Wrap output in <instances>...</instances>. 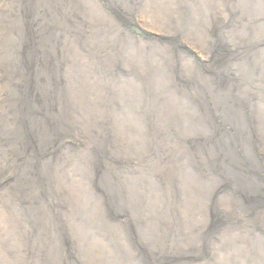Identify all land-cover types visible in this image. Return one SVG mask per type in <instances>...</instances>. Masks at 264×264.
<instances>
[{"label": "rangeland", "instance_id": "374dc122", "mask_svg": "<svg viewBox=\"0 0 264 264\" xmlns=\"http://www.w3.org/2000/svg\"><path fill=\"white\" fill-rule=\"evenodd\" d=\"M54 1L62 11L35 28L54 24L64 29L60 48L65 63L57 94L64 95L72 134L84 140L49 162L51 185L62 195L55 208L58 224L66 228L72 250L66 251L60 235L49 238L54 223L42 216L47 205L38 202L34 214L2 208L0 264H264L261 198H251L255 208L250 213L248 195L227 188L230 194L222 195L221 183L228 179L216 184L219 177L206 168L217 158L192 148L201 141H219L223 134L230 141L240 139L239 132L207 124L208 133L198 135L204 113L220 123L216 109L207 101L208 112L197 111L176 98L171 89L179 78L169 77L176 67L196 80L209 100L217 95L238 103L255 128L250 150L262 157L249 167L263 176L264 46L255 42L264 38V0ZM69 13L66 28L63 18ZM159 33L174 35L184 49L178 52L170 42H158ZM202 42L210 48L221 45L210 66L200 53ZM255 78L258 83L252 82ZM59 100L53 103L59 105ZM94 149L107 152L114 162L92 163ZM238 150L247 159L246 149ZM5 176L2 171L0 178ZM25 190L15 193L16 206L26 203L30 193L23 194ZM32 193L37 200L39 193ZM48 195L41 199H50Z\"/></svg>", "mask_w": 264, "mask_h": 264}, {"label": "bare ground", "instance_id": "6f19581e", "mask_svg": "<svg viewBox=\"0 0 264 264\" xmlns=\"http://www.w3.org/2000/svg\"><path fill=\"white\" fill-rule=\"evenodd\" d=\"M40 7L43 9L41 12H37L36 9ZM57 11H62V7L61 4L56 3L54 0L53 3L42 5L38 0H0V173L2 171L6 172V176L0 178V209L6 208L4 210H8L17 207L21 210H27L29 214H34L35 210L38 211L36 208L38 202L40 205H47L48 210L44 211L42 216L48 215V220L51 218L54 223L50 227L54 229L47 230L51 233L49 238L51 239L55 233L60 235L68 246L66 251H71L72 245H69L70 243L67 244L66 228L58 224V213L60 211L59 209L55 210V208L59 207V203H62L60 202V196L62 195L60 191H58L59 188L57 186L51 185L55 180L54 176L51 174L50 169L52 167L49 165V162L57 159L61 154L65 155L66 153L63 152L65 147L67 148L75 144L83 143L84 140L82 137H76L72 134L67 125L68 107L64 95L59 97L57 94V89L59 85L62 84L60 72L65 63L61 60L62 54L63 57H65V55L60 48V41L63 38L64 29H56L55 27L57 25L54 24L51 28L44 30L35 28H43L44 21L48 20L49 15H53ZM70 15L71 13L67 16L65 15V18H63L65 27L67 26L66 23L70 22ZM155 21H158V19H155ZM161 26L164 27L163 24H161ZM159 34L160 35L157 36L158 42H170L172 45L171 49H173V45H175L178 52L184 49L183 46L176 42L174 35L171 37V34ZM263 39L264 38L257 40L255 44L264 46L262 44L264 43ZM210 47L209 42H202L200 46V53H202L207 60L204 61L206 65L209 64V59L210 62L212 60L215 61L217 49H221L220 43L214 44L212 48ZM244 53L246 52L244 51ZM244 55H242V57H244ZM189 58L191 59L192 57ZM243 59L244 58L239 60L237 64ZM164 64L165 63H162V65ZM236 71L237 75L242 78L241 81H245L244 75L238 70ZM185 74L186 73H183V71H176V67L174 71H170L169 77L172 78L177 76L180 82L179 85H176V88H172V91L170 90L171 93H173L176 98L185 103H189L195 110L201 112H208L209 108L207 101H212V106L216 109V116L220 121L219 124H216L215 121L210 119L209 113H204L203 119L201 120L203 125L199 123L197 134L201 135L200 133L202 132L208 133V131L205 130V126L209 124L212 129H215L218 125V130L222 129V131L226 129V126L234 127L233 129L239 132L241 136L240 139H232V141H230L226 134L220 131L223 135L220 137L219 141H215L217 143L214 141H201L200 143H195L192 148L198 152H210V155L213 154L214 157L217 158L216 161H213L206 167L209 172H214V174L211 172L213 176L219 177L213 182L220 184V181L228 179L227 183H221V185H225L224 190L227 188L229 191L236 190L238 193L240 192L246 196L248 195L250 198L248 199L246 197L248 203L247 209H249L251 213L255 208L251 203V198L258 197L257 195H259L264 205V175L259 176L258 171L255 170L254 167H249L250 165L256 166V158L257 160L262 158L257 155L255 157V153L250 150L251 146L249 147L250 144L248 143L249 139L252 141L251 136L255 134V128L251 127V123L247 116L248 114H243L240 111L239 106H237L238 103L233 100V98L224 97L220 99L217 95L213 98V95L211 96V100H209V95H205L204 91L200 89L199 83L191 77H187ZM252 82L258 83L256 78ZM149 89L150 87L148 88V92ZM212 89L215 90L214 87H212ZM55 99H60L59 105L55 102L53 103ZM243 134H245V138ZM71 139L74 140V142H72ZM222 140L224 145L222 144ZM239 147L243 150L246 149V156H244L247 157V159L245 158L242 160L240 158L241 152L238 150ZM61 148L62 152L60 151ZM69 157L65 159V162H67L66 160L69 159ZM108 157L107 152L94 149L91 153V158H93L91 162L100 164L104 160H107L113 163L114 161L112 159L114 158L110 156L108 160ZM32 159H34V161L30 164V160ZM37 161L43 163L42 167L44 169L41 168L40 164L36 165ZM47 167L49 168L46 169ZM219 169H222V171L219 172ZM254 171H256V176L253 174ZM223 172H225L227 176H220ZM168 177L170 178V176ZM164 179L166 181L162 183L163 185L168 182L167 177ZM25 184H27V187H25ZM46 184L49 187H47ZM23 189H27L23 194L30 193V195L27 197L26 201H24L26 203H22V205L17 200L20 206H16L17 203L15 200L17 197H15V193ZM30 189L36 194L39 193L40 196L37 197V200L35 197L31 196L33 193ZM171 190L174 192L171 185H169L168 191ZM43 194H51L50 196L48 195L50 199L43 201L44 199H41L44 198ZM223 194L228 195L230 193L225 190L222 195ZM52 198L55 202L52 201ZM114 201H116V198ZM40 221L42 223V219H40ZM120 225L121 224H116V227ZM67 256L70 257L69 253Z\"/></svg>", "mask_w": 264, "mask_h": 264}]
</instances>
